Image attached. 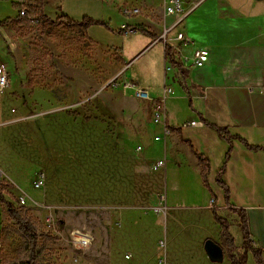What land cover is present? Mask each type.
<instances>
[{
  "label": "crops",
  "instance_id": "1",
  "mask_svg": "<svg viewBox=\"0 0 264 264\" xmlns=\"http://www.w3.org/2000/svg\"><path fill=\"white\" fill-rule=\"evenodd\" d=\"M115 1L117 0H44L43 13L52 20L61 15L75 21L90 17L108 23L111 29L93 25L82 30L53 27L45 21L39 23L46 26L47 34L41 35V38L46 39V48L52 54L57 53V57L61 56L57 59L60 62H55V69L51 71V98H54L57 85H61L63 99L76 106L80 118L119 126L124 129L121 133L124 141L131 145L137 144L136 149L141 154L142 163L141 170L132 175L131 183L135 193L131 208L135 206L143 209L150 206L154 207L152 211L155 213L161 211V208L176 209L183 223L178 225L175 241L179 236L193 239V235L201 233L197 242L202 252L196 254L198 263L214 264L209 257L207 259L208 255L204 253L206 250L202 249L203 246L205 249V242L211 239L224 250L225 257L221 264H231L221 226L214 218L215 207L217 216L227 222L233 238L234 247L231 252L238 257L246 254L247 263L248 252L252 258L253 255L250 251L246 252L241 219L233 209L246 212L251 237L256 246L262 249L264 233L260 230L264 229V27H254L250 32L254 38L246 39L240 33L244 28L224 26L222 19L239 15L240 9L247 6L257 9V5L252 0H185V6L195 4L196 8L177 23V17L165 14V0H120L121 3L130 5L129 8L140 9V14L131 17L124 15L125 7L118 8L120 13H115L112 10ZM30 3V0H26V9ZM3 4L4 1H1L0 6ZM16 6L20 11L21 8ZM109 12L123 20L121 27L107 22L112 21ZM193 13L196 14L194 20ZM261 14L260 11L259 15ZM212 19L220 22L208 25L207 22ZM186 22L190 27L189 32L185 34L179 30L177 34L184 33L191 40L188 46H184L183 42L177 40V34H173L179 25ZM39 24H33L30 28ZM12 26L25 27L11 24L0 29L6 30ZM123 27L137 29V32L149 36L145 48L133 57L132 62L144 52L147 55L154 54L161 46L163 69L167 65L169 76H163L157 83L146 84L130 71L129 63L120 51L121 43L131 36L118 33ZM214 29L221 33L236 30L237 37L230 41L217 40L211 34ZM166 30L169 44L178 49L177 53L171 49L166 53L163 40ZM56 34H61L65 39L64 55L58 54L57 47L51 44L50 35ZM198 48H207L210 52L209 61L204 66L194 67L190 62L180 63L181 57H191ZM166 55L170 56L169 59ZM6 59L4 55V60ZM56 77L62 79L57 85L54 83ZM127 81L152 90L153 93H150L154 97H160L166 86L173 89L165 101L166 124L172 131L166 134L163 125L153 122L152 103L138 100L132 91L124 90V83ZM48 82L50 81L47 80ZM18 87V84L12 86L10 73V88ZM191 121L202 125L184 127L185 123ZM216 127L226 128L229 139L221 136ZM199 156L208 160L206 184ZM161 160L165 165L155 170L156 163ZM0 172L4 180L1 165ZM13 180L11 183L20 189L18 179ZM183 191L188 195L185 202L173 198L174 194ZM2 195L0 192V212L2 203L6 207L1 200ZM212 199H215L213 205ZM2 218L1 215L0 223ZM186 223H189L191 229ZM233 223L236 233L232 230ZM137 231L144 232L142 229ZM161 249L158 264H167L166 260H162ZM238 250L242 254L237 253ZM191 255L193 256V251ZM133 259L135 260V256Z\"/></svg>",
  "mask_w": 264,
  "mask_h": 264
},
{
  "label": "rangeland",
  "instance_id": "2",
  "mask_svg": "<svg viewBox=\"0 0 264 264\" xmlns=\"http://www.w3.org/2000/svg\"><path fill=\"white\" fill-rule=\"evenodd\" d=\"M1 1L4 4L0 6V23L13 19L10 16H19V8L13 2ZM252 2L257 9L247 6L240 9L239 15L222 19L224 26L244 28L240 33L246 39L254 38L250 35L254 27H264V0ZM114 4L112 10L115 13H120V7L130 6L120 0ZM191 8L192 5L185 6L186 11ZM108 14L112 21L107 22L121 27L123 20L113 12ZM195 15L193 13V20ZM219 22L212 19L207 24ZM17 27L0 29V62L11 71L12 86L19 85L17 89L9 87L0 94V165L4 171L0 192L8 198L12 193L16 203L18 196L25 193L29 207L24 208V212L39 223L42 232L53 237L40 239L42 255L38 264H132L134 256V264H158L161 243L164 244L162 260L167 264H199L196 254L202 253L199 244L197 246L201 233L197 232L193 239L179 236L175 241L178 225L183 223L176 209L161 208L155 213L152 211L154 207L150 206L131 208L135 193L132 175L141 170L142 163L137 144L125 142L121 134L124 129L119 126L80 118L76 106L63 99L62 86L57 85L62 80L59 77L54 80L58 88L51 98V71L61 56L52 54L46 48V39L41 38L47 34L46 26ZM179 30L186 34L190 27L187 22L181 24L173 34ZM235 33L236 30L221 33L217 29L211 32L217 40L227 41L237 37ZM130 35L120 45L130 71L146 84L157 83L158 79L168 75L167 65L163 69L161 46L154 54L144 52L132 62L133 57L145 48L149 36L142 32ZM50 38L58 54L64 55L66 44L63 36L56 34ZM119 87H122L121 83ZM38 171L45 172L47 177L43 190L32 186ZM14 178L18 179L20 189L11 183ZM173 198L185 202L188 195L183 191L174 194ZM34 202L43 206L33 207ZM1 207L0 264H17L25 260L26 241L9 219L3 203ZM46 215H51L56 221L53 230L45 227ZM186 224L191 229L189 223ZM232 226L236 233L235 224ZM140 229L144 232L137 231ZM73 230L91 232L95 242L85 251L76 249L71 239ZM260 231L264 233V229ZM202 249L205 250L204 246ZM262 249L264 256V246ZM237 253L242 254V251ZM247 257L246 264H255L249 252Z\"/></svg>",
  "mask_w": 264,
  "mask_h": 264
},
{
  "label": "trees",
  "instance_id": "3",
  "mask_svg": "<svg viewBox=\"0 0 264 264\" xmlns=\"http://www.w3.org/2000/svg\"><path fill=\"white\" fill-rule=\"evenodd\" d=\"M30 1L31 3L27 7L25 16L17 17L16 19L14 18L7 19L0 23V27L8 26L11 24L31 27L33 24H37V23L39 24L41 21H45L47 25L53 27L63 26L70 29L87 30L90 26L100 25V26H104L108 30H111L108 23H105L104 21L101 20H95L90 17H84V19L81 21H75L66 15H61L56 20H52L46 17L43 13L44 0H30ZM128 29H129L128 27H124L120 29L118 33L126 34V31ZM169 51L170 49L166 48V53H168ZM173 65L175 66L176 63H173ZM183 73L185 74L184 71ZM216 129L221 136L229 139V134L226 128L216 127ZM199 160L202 164V176L206 184L207 183L206 177L209 171L208 160L203 156H199ZM7 185L10 186L9 184ZM226 193L228 199V191ZM9 196L10 198H8L3 193L1 200L6 205L9 219L12 220L14 224L17 226L19 233L26 241V245H27L25 252V260H21L17 264H38L40 256L42 255V250L40 247V239L43 238L45 240H50L53 239V237L50 234H45L44 232L41 231L39 223L31 220L28 217V215L24 212V208L20 207L16 203V197L12 193H9ZM233 210L239 214L241 219V229L244 235L246 252L250 251L252 253L256 264H264V256L262 249L256 246V244L254 243L251 237L249 231L248 217L246 212L244 210H238V209H233ZM213 213L216 222H218L221 226L222 238L225 243V247L229 251L228 258L231 264H246V254L243 255L242 257H238L237 255L231 252V250L234 247V241L229 233V227L227 222H225L222 218L217 216L215 207H213Z\"/></svg>",
  "mask_w": 264,
  "mask_h": 264
},
{
  "label": "built area",
  "instance_id": "4",
  "mask_svg": "<svg viewBox=\"0 0 264 264\" xmlns=\"http://www.w3.org/2000/svg\"><path fill=\"white\" fill-rule=\"evenodd\" d=\"M13 2L18 5L21 9L19 11V15L21 17L26 15V0H13ZM196 5H192V8L189 11L185 9V0H165V14L167 16H175L178 18V22L185 19V17L190 14ZM140 9L138 8H129L125 7L123 9V13L127 17H131L133 15L140 14ZM124 28V27H123ZM133 32H137V29H128L126 34H131ZM168 30L165 31L163 35L164 46L165 48L171 49L175 53L178 52V49L175 47L170 46L169 39L167 38ZM177 40L183 42L184 46H188L191 43V40L186 37L184 33L177 34ZM168 54V53H167ZM170 56L166 55V58L169 59ZM210 57V52L207 48H198L194 51L191 57H181L180 63L185 64L190 62L194 67H202L208 61ZM10 87V73L5 63L0 62V94L4 93ZM124 90L125 91H132L133 96L141 101H147L152 103V111H153V122L155 124H161L164 127V132L168 134L171 129L166 124V108H165V101L173 92L171 87L166 86L164 89V93L160 97H154L149 90L141 88L137 86L133 81H127L124 83ZM201 123H197L195 121H191L184 124V127H196L201 126ZM159 139V138H156ZM141 150V147H139ZM165 165L164 161H158L154 167L155 170L162 168ZM3 180V176L0 172V182ZM47 178L44 172H39L36 174L35 178L32 181V186L35 189L43 190L46 187ZM215 199L211 200V205H213ZM17 203L22 208H27L28 206V197L25 193H21L17 198ZM43 205L38 202H34L33 207L39 208ZM46 209V207H44ZM45 227L48 230H53L56 225V221L51 215L45 216ZM71 239L74 247L78 250L85 251L89 249L93 243L95 242V237L91 232L84 231V230H73L71 232ZM161 247L164 249V244L161 243Z\"/></svg>",
  "mask_w": 264,
  "mask_h": 264
},
{
  "label": "water",
  "instance_id": "5",
  "mask_svg": "<svg viewBox=\"0 0 264 264\" xmlns=\"http://www.w3.org/2000/svg\"><path fill=\"white\" fill-rule=\"evenodd\" d=\"M205 250L208 257L213 262H221L225 257L222 246L214 240L208 239L205 242Z\"/></svg>",
  "mask_w": 264,
  "mask_h": 264
}]
</instances>
